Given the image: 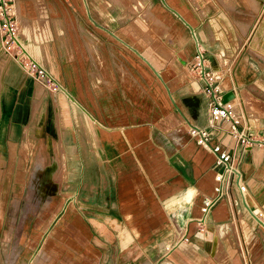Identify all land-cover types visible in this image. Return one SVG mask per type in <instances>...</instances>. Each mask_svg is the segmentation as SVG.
<instances>
[{
    "label": "crops",
    "instance_id": "0c3cea01",
    "mask_svg": "<svg viewBox=\"0 0 264 264\" xmlns=\"http://www.w3.org/2000/svg\"><path fill=\"white\" fill-rule=\"evenodd\" d=\"M14 15L61 88L0 55V264H264V141L234 146L244 198L199 229L220 165L187 130L233 147L208 126L199 48L264 139V0H14Z\"/></svg>",
    "mask_w": 264,
    "mask_h": 264
},
{
    "label": "built area",
    "instance_id": "2783aa9c",
    "mask_svg": "<svg viewBox=\"0 0 264 264\" xmlns=\"http://www.w3.org/2000/svg\"><path fill=\"white\" fill-rule=\"evenodd\" d=\"M16 19L14 15V0H0V49L7 51L23 72L29 75L33 81L40 79L47 91H56L61 88L49 71L36 61L19 42L16 36ZM201 50L198 48L193 57L192 67L203 78L204 85L201 89L206 100V108L209 113L208 126L216 127L221 134H227L233 140V147L223 146L220 140L210 144L209 131L205 128L190 126L188 133L195 141L205 149L215 154L214 164L220 165V169L214 172V185L212 194L203 195L199 206V215L195 218L199 229L205 224V218L211 206L220 198L232 202L235 192L240 198H244L246 185L235 165L233 148L237 145H249L252 142L264 141L258 138L251 130L244 118V113L237 98L231 97L223 100V91L218 81L221 78L220 69H204ZM44 79V81H43Z\"/></svg>",
    "mask_w": 264,
    "mask_h": 264
},
{
    "label": "rangeland",
    "instance_id": "374dc122",
    "mask_svg": "<svg viewBox=\"0 0 264 264\" xmlns=\"http://www.w3.org/2000/svg\"><path fill=\"white\" fill-rule=\"evenodd\" d=\"M17 25V24H16ZM6 55V56H8L7 55V51H5L3 48H1V50H0V55ZM3 57V56H2ZM1 57V58H2ZM0 58V59H1ZM43 81H44V79H43ZM37 86H40L41 87V89H43L44 90V87H43V85L42 84H40V83H37L36 84V87ZM21 156H22V154H21ZM22 159H21V161H18L19 162V164H22L23 165V161H25V163H27V166L29 165V159H30V156H27V154L25 153V154H23V157H21ZM39 158H41L40 156H39ZM42 160V159H41ZM43 164H45V163H43L42 162V165ZM33 165V167H32V170L35 172V168H34V164H32ZM32 172V171H31ZM4 180V182L6 183L7 182V180L6 179H3ZM12 181H21V182H24L25 184L28 182V194H27V197L28 198H31V197H37V196H39L40 194H39V191H38V189H37V186L36 185H34V184H32V180H28L27 178H20V179H9V185H11V183H12ZM41 198H42V200H44V201H46L45 200V193L44 194H42L41 195ZM13 229H15V227H13Z\"/></svg>",
    "mask_w": 264,
    "mask_h": 264
},
{
    "label": "water",
    "instance_id": "95a60500",
    "mask_svg": "<svg viewBox=\"0 0 264 264\" xmlns=\"http://www.w3.org/2000/svg\"><path fill=\"white\" fill-rule=\"evenodd\" d=\"M232 97V92L223 93L222 98L223 100H227Z\"/></svg>",
    "mask_w": 264,
    "mask_h": 264
},
{
    "label": "bare ground",
    "instance_id": "6f19581e",
    "mask_svg": "<svg viewBox=\"0 0 264 264\" xmlns=\"http://www.w3.org/2000/svg\"><path fill=\"white\" fill-rule=\"evenodd\" d=\"M4 57V56H3ZM7 57V56H6ZM4 60H5V58H4ZM3 60V61H4ZM34 82H36V83H40V84H42L43 85V87H44V83L42 82V80H40V79H35V81ZM44 90H45V88H44ZM52 92H55V91H52Z\"/></svg>",
    "mask_w": 264,
    "mask_h": 264
}]
</instances>
